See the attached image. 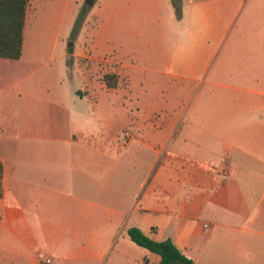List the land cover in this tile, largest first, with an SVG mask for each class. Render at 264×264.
Instances as JSON below:
<instances>
[{"label": "crops", "instance_id": "obj_1", "mask_svg": "<svg viewBox=\"0 0 264 264\" xmlns=\"http://www.w3.org/2000/svg\"><path fill=\"white\" fill-rule=\"evenodd\" d=\"M137 1L168 9L174 35L149 39L142 66L121 62L148 107L120 132H61L47 117L13 137L0 264H159L130 227L195 264H264V0H181L179 18L169 0ZM133 6L112 0L106 15Z\"/></svg>", "mask_w": 264, "mask_h": 264}, {"label": "rangeland", "instance_id": "obj_2", "mask_svg": "<svg viewBox=\"0 0 264 264\" xmlns=\"http://www.w3.org/2000/svg\"><path fill=\"white\" fill-rule=\"evenodd\" d=\"M111 1L30 0L23 58L0 60V154L13 147L18 132L31 126L41 129L47 117L61 132H68L72 124L74 130L105 135L120 132L124 121L148 107L141 86L129 90L127 76L120 72L121 62L138 68L142 58L153 52L149 39L174 38L170 12L166 8L149 11L135 0L139 6L114 21L106 15ZM169 2H174L171 7L179 18L181 0ZM105 74L117 76L115 89L102 86ZM77 90L86 97L77 95ZM153 112L167 113L160 107ZM123 133L129 137L128 130Z\"/></svg>", "mask_w": 264, "mask_h": 264}, {"label": "trees", "instance_id": "obj_3", "mask_svg": "<svg viewBox=\"0 0 264 264\" xmlns=\"http://www.w3.org/2000/svg\"><path fill=\"white\" fill-rule=\"evenodd\" d=\"M174 5V2H171ZM30 0H0V59L19 60L22 56L24 29ZM103 82L108 89H115L117 76L105 74ZM3 164L0 161V181ZM127 235L135 245L157 254L159 264H195L178 250L170 239L155 241L137 227H130Z\"/></svg>", "mask_w": 264, "mask_h": 264}, {"label": "built area", "instance_id": "obj_4", "mask_svg": "<svg viewBox=\"0 0 264 264\" xmlns=\"http://www.w3.org/2000/svg\"><path fill=\"white\" fill-rule=\"evenodd\" d=\"M126 135L129 136L128 133H127ZM40 264H52V260H51V258L46 257V258H43V259L41 260V263H40Z\"/></svg>", "mask_w": 264, "mask_h": 264}, {"label": "water", "instance_id": "obj_5", "mask_svg": "<svg viewBox=\"0 0 264 264\" xmlns=\"http://www.w3.org/2000/svg\"><path fill=\"white\" fill-rule=\"evenodd\" d=\"M89 4H92L93 0H87ZM70 45V44H69Z\"/></svg>", "mask_w": 264, "mask_h": 264}]
</instances>
